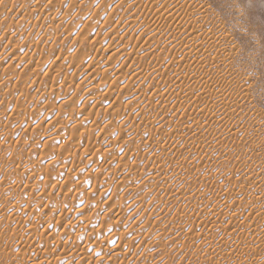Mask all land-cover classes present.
Segmentation results:
<instances>
[{
	"label": "rangeland",
	"instance_id": "374dc122",
	"mask_svg": "<svg viewBox=\"0 0 264 264\" xmlns=\"http://www.w3.org/2000/svg\"><path fill=\"white\" fill-rule=\"evenodd\" d=\"M228 2L0 0V264H264V0Z\"/></svg>",
	"mask_w": 264,
	"mask_h": 264
},
{
	"label": "snow or ice",
	"instance_id": "6c2138e0",
	"mask_svg": "<svg viewBox=\"0 0 264 264\" xmlns=\"http://www.w3.org/2000/svg\"><path fill=\"white\" fill-rule=\"evenodd\" d=\"M227 6L234 12H238L240 16H243L245 14V10L240 6L238 0H229ZM201 8H205V5L202 4ZM233 47H236V45H233ZM236 55L241 57L245 56V49L237 48ZM261 56L262 58H264V44H262ZM245 84L248 88L252 89L253 92H257L261 97H264V73L261 74L258 83H253L249 80H246Z\"/></svg>",
	"mask_w": 264,
	"mask_h": 264
},
{
	"label": "bare ground",
	"instance_id": "6f19581e",
	"mask_svg": "<svg viewBox=\"0 0 264 264\" xmlns=\"http://www.w3.org/2000/svg\"><path fill=\"white\" fill-rule=\"evenodd\" d=\"M80 62V60L78 61V63ZM120 79V78H119ZM119 82V81H118ZM254 181H256L257 182V180H255V178H253L252 179V182H254Z\"/></svg>",
	"mask_w": 264,
	"mask_h": 264
}]
</instances>
